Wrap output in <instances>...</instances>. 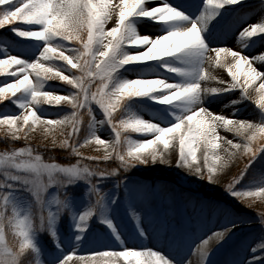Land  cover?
<instances>
[{
	"label": "snow or ice",
	"instance_id": "6c2138e0",
	"mask_svg": "<svg viewBox=\"0 0 264 264\" xmlns=\"http://www.w3.org/2000/svg\"><path fill=\"white\" fill-rule=\"evenodd\" d=\"M114 14L112 26L105 27ZM257 14L255 22H247ZM144 18L158 22L159 34L140 33ZM0 29L13 34L0 35V74L8 77L0 82V102L10 99L21 110L0 114V126L9 142L25 140L0 150V264H71L74 256L91 264H120L121 258L126 264H190L192 253L198 254L199 264H212L209 240L225 241L244 223L241 216L223 209L227 226L205 235L204 213L220 208L217 193L202 189L185 195L127 173L141 165L174 164L211 188L241 152L250 158L222 184L224 192L245 206L264 197V186H257L264 185V177L240 184L258 153L264 163V0H160L155 5L147 0H0ZM231 33L242 50L225 43ZM149 61L155 72L147 71ZM208 64L226 68L231 79L213 75ZM130 71L136 78L125 75ZM53 76L70 86L66 94L45 90ZM210 80L222 86L202 83ZM237 89L239 96L222 105L231 106L232 115L212 110L213 103ZM245 100L254 101L257 118H239L237 105ZM45 103L64 107L53 119ZM145 108L152 118L141 115ZM38 125L50 138L47 144L27 142ZM105 125L111 139L98 134ZM219 129L234 135L221 136ZM133 132L146 138H133ZM177 139L173 160L168 153ZM92 142L102 155L80 151ZM201 143L203 164L197 155ZM57 148L75 161L58 162ZM121 202L128 204L133 220L127 236L115 218ZM63 213L67 227L62 235L58 222ZM90 219L98 221L101 232H93ZM258 222L261 239L246 258L227 264H264V211ZM45 230L54 245L48 254L39 241ZM196 232L201 235L193 240ZM153 235L165 236L170 248L187 247L188 257L170 258L144 245ZM86 243L97 247L78 254Z\"/></svg>",
	"mask_w": 264,
	"mask_h": 264
},
{
	"label": "rangeland",
	"instance_id": "374dc122",
	"mask_svg": "<svg viewBox=\"0 0 264 264\" xmlns=\"http://www.w3.org/2000/svg\"><path fill=\"white\" fill-rule=\"evenodd\" d=\"M113 2L116 3L117 0H113ZM147 2L150 5H155V4L160 3V0H147ZM172 2L174 4H184V3H187L188 0L186 1L185 0H172ZM247 2L253 3V2H256V0H247ZM258 18H259V14L252 16L251 20L254 19V22H255ZM114 20H115V14L113 15V19L109 20L107 24L105 25V27H111ZM138 29L141 34H149L152 36L159 34L158 22L150 21L148 18H144V20L138 24ZM0 35L13 36L12 33L6 32L5 29H0ZM232 35L235 38V34L232 33ZM225 43H228L227 39L225 40ZM237 44L238 46L236 47V49L242 50L238 42ZM259 50L260 48L254 49V51H259ZM249 51L251 52L253 50H249ZM16 54H18V51ZM57 63H63V61H57ZM146 63L150 66L147 71L155 72V68H156L155 64L152 61H149ZM256 63H257V67H260L259 62H256ZM214 70H216L215 71L216 73H220L221 75H223L221 76V78L223 77L222 78L223 80L231 79L226 68L222 66H214ZM164 71L167 72V70H164ZM66 74L68 73L66 72ZM125 75H127L129 78H136L135 71L127 72L125 73ZM170 75H174V74H170ZM7 79L8 77H6L3 74H0V82H6ZM69 87L70 86H68L66 82L60 81L58 78L53 76L49 78L48 81L46 82L45 90H51V91H56V92H61V93L66 94V90ZM252 94L253 93L250 92V95ZM238 96H239V90L238 89L234 90V92L231 95H228L222 98L219 102L213 103L211 105V108L212 109L215 108V106L217 105L216 103H220L224 101L226 104L227 100H230ZM135 99H140V98H135ZM43 107L50 110L48 114L54 119L56 118L57 111L61 107H64V105L63 104L48 105L45 103ZM237 107L242 108V111L239 113V118L255 119L258 116V110L253 100H245L241 105H237ZM243 107H245L244 109H246L245 110L246 112L243 111ZM226 110L229 111L230 115H232L231 106L226 107ZM19 111L21 110L18 109L16 105L12 104L10 99H6L5 101L0 102V114H17ZM222 112L224 113V111ZM59 114L63 115L64 113L60 112ZM141 115H143L144 118L146 119L152 118L151 109L145 108L141 112ZM99 118L100 117L98 113V119ZM87 119L88 117L85 116L84 117L85 122L87 121ZM0 134H4V126H0ZM98 134L101 135L105 139H111V137L109 136V129L107 128L106 125L103 126L102 130L98 131ZM222 134L224 136H227L228 138H232L234 135L233 133H230L226 130H224ZM83 135L84 133L83 131H81L80 133L81 138L83 137ZM131 135L133 136V138H146L143 134H138L134 132L131 133ZM29 136L30 138L28 139L27 142L32 145L47 144L50 140V138L49 139L44 138L43 128L40 125H38L37 128L32 133L29 134ZM15 141L18 142V146H21L25 143V140L23 138L15 139ZM261 142L264 143V141H261ZM3 149H5V147L0 148V150H3ZM57 149L54 150V156L58 162L68 163V162L75 161L76 157L73 156L71 158H68L66 157L64 150L59 149V148ZM178 150H179V141L177 139L170 146L169 153H168L169 157L175 160L178 154ZM80 151L88 155H102L103 154L102 149L100 151H97V145L95 144V142H92L89 145H84L83 147H81ZM41 152H42L43 157L47 159L48 152L45 151L44 149H41ZM44 152L47 158L44 156L43 154ZM197 155L201 158V164H203V144L202 143H201V146L197 149ZM249 158L250 157L248 154H242L241 152H237L235 157L230 161L229 165L224 170V172L217 174V179L219 183L213 185L211 188L205 187L207 185L206 181H203V182L197 181L192 176H190L188 174L189 173L188 169L178 168L174 164L167 165V164H162L158 162L155 165L166 168L168 170H172L178 176V178L176 179L177 181L176 180H164V179L154 180L150 178H145L143 177L144 175L135 173L132 170L129 171L130 172L129 175H131L134 179L144 180V181L151 182V183H161V184L169 185L170 187L175 188L178 192H183L185 195H188L189 193L191 194L200 193L202 189L207 190V191L218 190L219 194H217V196L214 197V199H219L220 208L215 209V210L205 211L204 217H203V227L201 229V232L206 235L208 231L214 230L222 226L224 227L227 226V218L225 217L223 209L232 210L237 215L241 216V218L244 220V223L238 224L237 228L232 230L230 237H225V241H217L215 237L209 240L208 248L211 251V256L209 257V259L211 260L212 264H227V262L231 260H239V259L246 258L247 255L249 254L250 247L256 242H258L262 237V230L258 222V214L260 211H264V197L254 198L253 202L249 206H245L242 203L241 204L235 203L233 199L224 192V189L222 187V184L227 182L232 176L239 174L240 170L244 167V165L247 163V160ZM85 162L90 163V164L97 163L96 161H91V160H86ZM261 177H264V163L261 162L260 154L258 153L257 160L254 161L253 164L248 167V169L246 170L245 176L240 181V184L241 185L248 184L249 182H252V181L258 182L261 179ZM257 186H264V185L258 184ZM105 187L110 189L112 185L106 183ZM48 191L53 192V189L49 188ZM45 195L47 196L48 194L45 193ZM236 206L240 207V210L239 209L237 210ZM192 207L193 206L189 204L188 210L192 211ZM137 211H139L138 208H137ZM45 215H46V210H45ZM66 217H67V213H63L61 215L60 221L58 222V229L62 235L66 233V227H67ZM115 218H116V222L120 225V228L122 229L125 236L129 235L134 230L133 220L130 218V209L128 208V204L126 202H121L116 206ZM249 220L251 221V223H248ZM90 225L92 226L94 233H99L102 231V229L98 225L97 220L90 219ZM145 226L148 227L147 223L145 224ZM149 231H151V228H149ZM201 232L194 233L193 240H195L196 236L201 235ZM7 234H8L9 239L11 240L12 239L11 231L8 230ZM39 241L43 249L45 250V254H48L51 251H53L54 245L52 244V238L46 230L39 233ZM144 241H155L156 243L168 244L167 238L163 235L159 237L153 235L150 239H146ZM129 246H133V242L130 241ZM96 247H97L96 245H91V244L86 243L81 249H79L78 254L81 252L86 253L89 250L95 249ZM183 249H173L175 253L177 251V256H176L177 258H180L181 252L183 251ZM256 254L258 255V253ZM188 255L189 253L185 254L184 258L188 257ZM22 259H26V258H22ZM71 264H91V262L88 260L81 261L77 259L76 256H74L72 258ZM120 264H126V262H124L123 259L121 258Z\"/></svg>",
	"mask_w": 264,
	"mask_h": 264
},
{
	"label": "bare ground",
	"instance_id": "6f19581e",
	"mask_svg": "<svg viewBox=\"0 0 264 264\" xmlns=\"http://www.w3.org/2000/svg\"><path fill=\"white\" fill-rule=\"evenodd\" d=\"M185 1H186V0H185ZM248 22H249V23H250V22H254V19H253V20H250V21H248ZM226 39H227V42H228L227 45H228L229 47L236 48V47L238 46V44H237V40H236V38H234V36L232 35V33L229 34V36H228ZM212 55H214V54H212ZM230 61H231V58L229 57V62H230ZM206 67L208 68V71H209L210 73H212L213 75L218 76V77H220V78H221V76H223V75H221L220 73H216V72H215L216 70H214V66H213V65L208 64V65H206ZM155 70H156V68H155ZM222 78H223V77H222ZM222 78H221V79H222ZM222 80H223V79H222ZM225 80H226V79H225ZM204 83H205L207 86H222V85L219 84V81H215V80L205 81ZM216 104H217V105L215 106V108L212 109L213 111H216V112L224 111V114H226V115H230L229 111L226 110V107H222V105L225 104L224 101H222V102H220V103H216ZM244 108H245V107H243V111L246 110V109H244ZM219 109H220V110H219ZM222 109H224V110H222ZM245 112H246V111H245ZM245 112H244V113H245ZM242 114H243V113H242ZM218 131H220L221 136H224V135L222 134V132L224 131V129H219ZM221 143H223V142H221ZM220 151L222 152L223 149L221 148ZM210 155H211V153H210ZM143 244L146 245V246H149V247H155V248L160 249L161 251H164L166 254H168V255L170 256V258H172V256H177V251H176V253H175V251H174L172 248H170L168 244L156 243L155 241H143ZM187 253H188V249H187V247H185V248L183 249V251L181 252V256H180V258H184V255L187 254ZM190 264H199V257H198V254H196V253H192V254H191V256H190Z\"/></svg>",
	"mask_w": 264,
	"mask_h": 264
},
{
	"label": "trees",
	"instance_id": "16d2710c",
	"mask_svg": "<svg viewBox=\"0 0 264 264\" xmlns=\"http://www.w3.org/2000/svg\"><path fill=\"white\" fill-rule=\"evenodd\" d=\"M17 146H18V142H16L15 140L9 142L7 139L4 138V134H0V148H3V147L11 148V147H17ZM43 154L47 158V156L45 155V152ZM101 164L107 167L113 166L112 163L103 162V161L101 162ZM132 171L135 173L144 175L143 177L145 178H150L154 180H163V179L164 180H176L178 178V176L172 170H168L166 168H163L157 165H152V164H149L148 166L141 165L138 169H132ZM127 174H130V172ZM212 192L219 194L218 190H215ZM236 208L237 210L238 209L240 210V207L236 206Z\"/></svg>",
	"mask_w": 264,
	"mask_h": 264
}]
</instances>
